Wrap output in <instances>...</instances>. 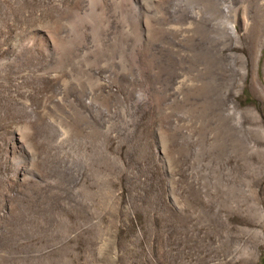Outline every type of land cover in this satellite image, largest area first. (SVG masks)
Wrapping results in <instances>:
<instances>
[{
	"label": "rangeland",
	"instance_id": "obj_1",
	"mask_svg": "<svg viewBox=\"0 0 264 264\" xmlns=\"http://www.w3.org/2000/svg\"><path fill=\"white\" fill-rule=\"evenodd\" d=\"M0 264H264V0H0Z\"/></svg>",
	"mask_w": 264,
	"mask_h": 264
},
{
	"label": "bare ground",
	"instance_id": "obj_2",
	"mask_svg": "<svg viewBox=\"0 0 264 264\" xmlns=\"http://www.w3.org/2000/svg\"><path fill=\"white\" fill-rule=\"evenodd\" d=\"M228 32L231 34V32L229 31V29H228ZM206 59V58H205ZM182 60V59H181ZM205 81V80H204Z\"/></svg>",
	"mask_w": 264,
	"mask_h": 264
}]
</instances>
